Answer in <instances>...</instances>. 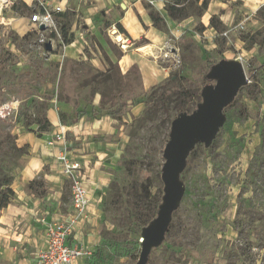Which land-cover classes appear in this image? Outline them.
Segmentation results:
<instances>
[{
  "label": "rangeland",
  "instance_id": "374dc122",
  "mask_svg": "<svg viewBox=\"0 0 264 264\" xmlns=\"http://www.w3.org/2000/svg\"><path fill=\"white\" fill-rule=\"evenodd\" d=\"M121 1L113 0L115 6L107 0H61L65 11L59 14L66 17L54 14L52 27L40 33L30 22L34 13L23 10L26 0H13L3 11L0 8V130L4 133L0 137V185L12 178V186L19 160L28 154V146L19 144V132L36 137L50 134L49 110L57 114L76 105L85 109L83 105L98 106L99 101L106 110L124 104L120 120L108 115L101 118L110 123L109 132L93 137L96 145L104 147L100 169L109 180L95 191L101 211L99 243L103 255L110 253L113 258L101 262L91 258L84 264H136L142 238L133 201L142 185L154 196L163 195L162 153L169 139L168 119L176 117L173 106L184 103L192 108L190 94L201 91L210 62L237 59L245 73L251 70L246 73L248 84L225 108V122L210 146L198 144L188 155L180 177L184 195L163 242L150 252L147 264H264V258L258 259L264 249V0L255 11H245L238 1L232 7V29L223 26L216 32L210 28L209 36L195 31L201 18L184 22L180 36L166 29V44L154 48V56L143 57L173 68L153 85L158 88L145 102L138 101L153 86L144 89L137 65L138 73L130 71L132 66H121L119 59L127 49L109 32L112 25L116 27L112 8L119 9ZM171 1L165 0L160 8L152 1L145 3L163 15L160 11L165 14L164 7ZM199 4L193 2L189 11L194 14ZM28 6L39 10L38 0ZM92 9L96 11L90 23ZM19 17L23 19H15ZM62 26L68 37L72 35L69 44L62 40ZM42 37L45 42L40 43ZM131 44L128 39L125 47ZM26 74L27 80H20ZM62 162L56 168L66 177L59 201L68 207L72 206V186L85 180L81 168L64 173L66 163ZM52 222L56 221L39 219L44 242L46 227Z\"/></svg>",
  "mask_w": 264,
  "mask_h": 264
},
{
  "label": "crops",
  "instance_id": "0c3cea01",
  "mask_svg": "<svg viewBox=\"0 0 264 264\" xmlns=\"http://www.w3.org/2000/svg\"><path fill=\"white\" fill-rule=\"evenodd\" d=\"M32 1L26 0V3L30 5ZM146 1H152L156 7L160 8L159 6H162L165 0H124L119 2V9L113 7L111 13L114 17L112 22L119 23L126 31V37L132 42L131 45L126 46L127 50L122 53L119 63L125 69L133 65L138 66L144 89L165 79L173 68L172 65L170 70L159 66L157 62L145 59L144 55L138 51L145 46H152L153 49L160 48L167 42V35L152 26L144 7ZM238 1L242 2L245 11H255L263 4L261 0H210L201 17V24L204 27L202 34L211 35L209 20L212 15L218 16L225 28L232 29V7L236 8L235 3ZM107 3L117 6L113 0H107ZM1 10L3 11V8ZM95 11L96 9H92L88 16L87 21L90 23ZM160 12L165 15L162 11ZM15 19L20 21L23 18ZM166 21L169 25L171 24L169 19ZM184 22L190 23L193 20L178 23L170 29L171 34L180 36L181 28H185ZM139 40H145V43L137 46L135 43ZM71 111V107L64 110L67 113ZM47 119L51 132L46 136L36 137L32 134L27 136L26 133L19 132V144L28 146V154L19 160L20 166L14 175L11 187L15 198L11 204L0 211V264H32L34 255L45 248L39 219L60 221L70 218L71 204L67 207L65 203L61 204L59 201L66 179L61 169L56 170L63 163L62 157L66 164H77L76 170L81 168L85 180L82 183L83 189L89 200L82 216L76 218L73 233L68 238L67 244L85 245L94 249L99 243L98 229L101 211L97 204L98 192L95 194V191L106 186L109 180L100 169V166H103L100 161L104 156V147L96 145L93 137L100 134L104 136L102 132L107 134L110 123L106 120L107 118H103L94 121L80 120L71 126H64L60 124L54 110L47 112ZM42 174L47 183L46 197L37 198L25 192V185ZM65 207L66 210H64Z\"/></svg>",
  "mask_w": 264,
  "mask_h": 264
},
{
  "label": "water",
  "instance_id": "95a60500",
  "mask_svg": "<svg viewBox=\"0 0 264 264\" xmlns=\"http://www.w3.org/2000/svg\"><path fill=\"white\" fill-rule=\"evenodd\" d=\"M43 30L44 27L40 26ZM51 50V44H46ZM210 82L201 91V101L190 113L178 114L170 123L169 139L162 157L161 181L163 195L156 217L141 229L140 254L136 264H147L150 252L160 246L184 195L181 173L187 158L197 144L209 147L225 122L224 110L239 90L248 84L244 67L237 59H221L204 75Z\"/></svg>",
  "mask_w": 264,
  "mask_h": 264
},
{
  "label": "trees",
  "instance_id": "16d2710c",
  "mask_svg": "<svg viewBox=\"0 0 264 264\" xmlns=\"http://www.w3.org/2000/svg\"><path fill=\"white\" fill-rule=\"evenodd\" d=\"M209 1L210 0H192V1H190V0H172L170 4H167L164 7L165 15H161L157 10H155L153 8V6H151L148 3H145L144 7L147 10L148 16L152 22V26L154 28H156L157 30L166 33V31H167L166 29L174 27V26H172L173 23L176 25V23H180V22L185 21L189 18H197L199 20L202 17V15L205 13ZM223 1H225V0H223ZM193 2H195L196 4L200 3L195 8L194 14H192L188 9V8L193 6ZM22 7H23L24 12H30V11L33 13L36 12V11L32 10L31 7H29L25 3H22ZM12 10H14V5L12 6ZM18 14L21 15L22 13H18ZM58 16L65 18L66 14H58ZM166 19H169V21L171 22L170 27H168V23H167ZM115 24H116V27H117L119 33H122V34L127 36V33L123 29V27L119 23H115ZM197 26H200L199 30L197 29ZM197 26L195 27L196 32H198V31L202 32L204 30V27L200 21H198ZM222 27H223V24L219 20L218 16L212 15L210 17V20H209V28H213L216 32H219ZM60 30H61V36H62L63 42L65 44L71 43L72 42V40H71L72 35L70 37L67 36L68 31H67L66 27L62 26ZM144 43H145V40H139L135 44L137 46H139V45L144 44ZM251 47H253V44L251 45ZM216 62L217 61L210 62L209 67L211 65L215 64ZM130 71L138 73V69L135 65H133L130 68ZM246 73L250 74L251 70H246ZM28 76L29 75H27V74L23 75V77H21L20 80H22V79L27 80ZM203 83H204V85L207 83H210L204 78V75H203ZM157 88H158V86L151 87L150 92L143 94V96H141L142 97L141 101H138V102H145V101L150 100L153 97L154 92ZM190 99H193L191 109L187 108L184 103H178L175 106H173V109L176 112V116L180 113H190L191 111H193L196 108V105L201 101L200 91L192 92V94H190ZM86 105L87 104L83 105L86 107L85 109H83L82 107H78L76 105L73 108V110L71 111V113H65L62 111L58 112L57 114H58L60 124L66 125V126H71L73 124H76L81 117H85V116L89 115L91 112L92 113L89 115L90 118L88 117L87 120H99L102 117L107 116V115L113 119L120 120L122 108L124 106V104L118 105V106L113 104L109 107L108 110H106L104 107L101 106V101H99L98 106L97 105L86 106ZM88 108H89V110H88ZM168 120H169V123H171L172 120H170V119H168ZM3 136H4V133L0 130V137H3ZM19 157H21V156H19ZM11 182H12V178L10 180L5 179L2 181V183L0 185L1 188L3 187V190L0 192V209L7 207L9 204L12 203V201L14 199V191L10 187ZM141 188L143 190L141 193H139L135 196V199L133 201V207L138 214L137 220L140 223V227L142 229L143 227L148 225L156 217L158 207L161 203L162 195L161 196L152 195L151 192L148 190V187L146 185H142ZM25 190L29 194H32L33 196H35L37 198L46 197L47 185H46V181L44 179V176L42 175L38 179H34V180L30 181L28 184L25 185ZM101 246H102V242H100L99 245H97V247L95 248V251L93 252L94 254L92 253V255L89 259L94 258L96 261L98 260L99 262H101L104 258H107V257L113 258V254H110V253L103 255V251L101 250ZM118 256L121 257L122 255L118 254Z\"/></svg>",
  "mask_w": 264,
  "mask_h": 264
},
{
  "label": "built area",
  "instance_id": "2783aa9c",
  "mask_svg": "<svg viewBox=\"0 0 264 264\" xmlns=\"http://www.w3.org/2000/svg\"><path fill=\"white\" fill-rule=\"evenodd\" d=\"M13 0H0V8L7 7L12 4ZM39 10L31 16L30 22L32 28L38 33L50 29L53 25L54 14L63 13L65 8L62 6L61 0H38ZM40 26L44 29L40 30ZM112 34H117L118 31L112 25L109 31ZM128 39L125 40V42ZM40 43L45 42L42 37L39 39ZM167 56V55H166ZM165 57V56H164ZM175 62L178 59L175 55L173 57ZM64 160V157L61 158ZM64 173L68 174L70 169H75V164H64ZM63 171V170H62ZM72 214L70 218L64 221L52 222L46 227L45 248L41 249L34 255L33 264H75L78 262L84 263L89 259L93 253V248L85 245H68L67 240L73 233V225L77 221V217H81L87 202L89 201L83 185L81 182H75L72 186ZM262 256L259 260L264 258V249L261 251Z\"/></svg>",
  "mask_w": 264,
  "mask_h": 264
},
{
  "label": "bare ground",
  "instance_id": "6f19581e",
  "mask_svg": "<svg viewBox=\"0 0 264 264\" xmlns=\"http://www.w3.org/2000/svg\"><path fill=\"white\" fill-rule=\"evenodd\" d=\"M117 34H114V35H116L114 37L115 41H118L120 44H123V48H126L125 47V39L122 37V35H120V34L117 35ZM138 51L141 52L143 55H147V54L152 55V53L154 54L152 46L151 47H148V46L142 47Z\"/></svg>",
  "mask_w": 264,
  "mask_h": 264
}]
</instances>
